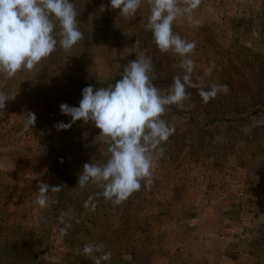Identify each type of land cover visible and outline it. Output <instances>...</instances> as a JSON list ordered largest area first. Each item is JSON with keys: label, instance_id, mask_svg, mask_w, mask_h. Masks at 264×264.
<instances>
[{"label": "rangeland", "instance_id": "374dc122", "mask_svg": "<svg viewBox=\"0 0 264 264\" xmlns=\"http://www.w3.org/2000/svg\"><path fill=\"white\" fill-rule=\"evenodd\" d=\"M71 2L82 41L70 51L58 45L12 78L0 72V92L10 99L5 108L36 116L24 136L0 131V156L19 150L33 159L31 174L63 187L49 194L45 219L30 220L29 228L17 229L16 221L0 226V257L12 260L0 263L52 264L55 253L62 264H94L82 251L92 243L112 254L102 264H264V0H201L193 12L198 26L186 18L174 23V32L196 43L193 82L203 77L205 85L230 91L205 104L199 88H188L189 100L168 106L163 118L175 134L156 153L154 183L117 206L95 184L80 189L83 165H102L110 153L94 122L58 131L59 122L72 120L60 105L78 107L83 88L115 84L125 65L145 56L154 63V86L167 94L173 78L183 75L181 57L162 53L146 29L148 0L135 19L121 16L110 0ZM3 140L13 146L5 149ZM89 197L95 211L84 208ZM62 212L70 224L63 238Z\"/></svg>", "mask_w": 264, "mask_h": 264}, {"label": "clouds", "instance_id": "9594fccd", "mask_svg": "<svg viewBox=\"0 0 264 264\" xmlns=\"http://www.w3.org/2000/svg\"><path fill=\"white\" fill-rule=\"evenodd\" d=\"M144 0H110V6L118 9L127 19H135ZM150 15L146 29L151 31L153 40L162 53L172 52L181 57L179 67L183 75L173 78L162 94L154 86L152 76L154 63L152 57H142L124 66L121 79L107 87L94 89L89 85L82 89V99L78 107L61 104L63 114L72 118L70 123L59 122L57 130H67L76 121L84 124L94 122L108 145L110 157L102 165L85 163L78 177L80 189L89 183L97 185L100 195L113 206L125 202L132 194L139 192L142 186H151L156 153L164 151L162 143L175 134V126L169 125L163 117L170 105H183L190 99L188 88H199V95L206 104L215 99L218 93L228 94V85H205L203 77L200 83H194L192 74L195 62L190 58L196 48L195 41H188L174 32L173 25L180 18L198 26L193 12L201 0H148ZM79 13L71 0H0V72L7 78L14 77L22 69L32 70L44 59L56 51L59 45L70 51L84 39L77 19ZM59 31H56L57 22ZM214 62L205 69L209 76ZM207 88V90H205ZM10 100L5 92H0V109ZM24 117L23 131L33 128L36 116L28 112ZM35 203L45 209L50 206V193L60 192L62 186L38 184ZM91 205V207H89ZM84 208L95 211L96 204L89 197ZM67 213L59 216L60 236L67 235ZM83 254L91 258L94 264L111 259V252H104L103 244L88 243ZM102 253L101 255H96ZM79 254V251L77 252Z\"/></svg>", "mask_w": 264, "mask_h": 264}, {"label": "crops", "instance_id": "0c3cea01", "mask_svg": "<svg viewBox=\"0 0 264 264\" xmlns=\"http://www.w3.org/2000/svg\"><path fill=\"white\" fill-rule=\"evenodd\" d=\"M23 112L24 111L20 109L15 110L14 107L0 109V131L7 134L16 133L24 136L28 130L23 131ZM2 143L5 149L13 146V143L9 144L7 140H3ZM1 146L2 145H0V148ZM33 162V159L28 158V156H20L19 150H17L16 153H11L9 158L7 156H0V212H5L7 218V220L3 221L0 218V226L6 221L8 225L16 221L18 222H15L17 229L29 228V225L32 226V224H34L32 222L30 223V220L34 221V219L37 220L38 218L45 219V210L41 209L34 202L38 195V184L41 182L45 183V181H43L37 173L33 175L29 172ZM13 178L19 179L15 185L12 181ZM46 184L50 186V182ZM56 194L57 192L53 193V196H56ZM1 213L0 217H4ZM30 216L33 219H31ZM53 255L55 257H52L53 259L49 263L62 264V256H58L55 253ZM44 256H46V254ZM38 258H40V256H38ZM8 261L11 262L12 260ZM4 262L6 263V261Z\"/></svg>", "mask_w": 264, "mask_h": 264}, {"label": "trees", "instance_id": "16d2710c", "mask_svg": "<svg viewBox=\"0 0 264 264\" xmlns=\"http://www.w3.org/2000/svg\"><path fill=\"white\" fill-rule=\"evenodd\" d=\"M14 243H15V242H14ZM5 259H6V261H8L7 258H5ZM5 259H4V258H1V262H4Z\"/></svg>", "mask_w": 264, "mask_h": 264}]
</instances>
